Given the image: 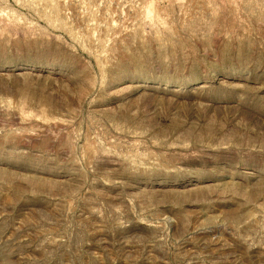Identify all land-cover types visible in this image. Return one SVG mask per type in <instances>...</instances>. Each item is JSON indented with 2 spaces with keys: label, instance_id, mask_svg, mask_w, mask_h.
<instances>
[{
  "label": "rangeland",
  "instance_id": "1",
  "mask_svg": "<svg viewBox=\"0 0 264 264\" xmlns=\"http://www.w3.org/2000/svg\"><path fill=\"white\" fill-rule=\"evenodd\" d=\"M0 264H264V0H0Z\"/></svg>",
  "mask_w": 264,
  "mask_h": 264
}]
</instances>
